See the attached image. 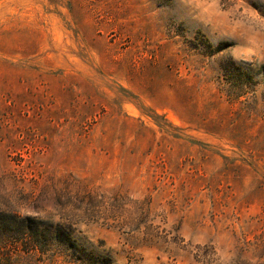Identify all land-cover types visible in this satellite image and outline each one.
I'll return each mask as SVG.
<instances>
[{
	"label": "rangeland",
	"instance_id": "rangeland-1",
	"mask_svg": "<svg viewBox=\"0 0 264 264\" xmlns=\"http://www.w3.org/2000/svg\"><path fill=\"white\" fill-rule=\"evenodd\" d=\"M0 212L95 264H264V0H0ZM3 222L0 264L75 263Z\"/></svg>",
	"mask_w": 264,
	"mask_h": 264
},
{
	"label": "trees",
	"instance_id": "trees-1",
	"mask_svg": "<svg viewBox=\"0 0 264 264\" xmlns=\"http://www.w3.org/2000/svg\"><path fill=\"white\" fill-rule=\"evenodd\" d=\"M229 94L233 99H239L241 96L237 93H228V95ZM6 219L11 221L14 230L22 229L29 239V245L41 252H46L48 250L46 248L43 249L45 244L53 242L63 246L69 254L66 257L76 264H95L96 262L94 256L90 254L86 248L77 246L70 233L63 231L60 225L45 226L41 221L30 217L19 219L14 215L0 212V234L3 232L2 229L6 226L3 222Z\"/></svg>",
	"mask_w": 264,
	"mask_h": 264
}]
</instances>
